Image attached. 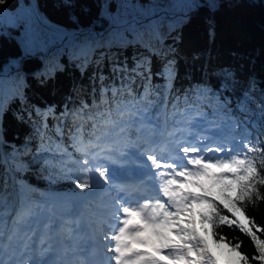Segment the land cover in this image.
<instances>
[{"label":"trees","instance_id":"1","mask_svg":"<svg viewBox=\"0 0 264 264\" xmlns=\"http://www.w3.org/2000/svg\"><path fill=\"white\" fill-rule=\"evenodd\" d=\"M155 1L33 0L42 20L82 32L64 40L59 31L38 20L29 0H7L0 6V72L11 71L0 75V89L9 99L0 128V194L7 197L9 209L14 189L22 202L42 204L52 191L80 193L73 180L51 175L65 159L56 146L72 150L75 125L62 113L84 104L85 115L115 108L117 102L123 107L132 99L124 85H130L137 100L149 89L138 107L145 109L151 127L163 133L158 137L166 139L169 132L202 117L221 136L250 134L253 144L264 146V0H166L165 11L181 10L183 15L159 16L130 28L111 27L122 19L149 17ZM154 27L162 39L153 35ZM26 29L42 34L46 42L32 46ZM82 48L90 49L87 58ZM141 61L142 75L137 76L131 69ZM169 61L174 70L170 84L160 75ZM50 67L56 69L54 79L41 85L34 74ZM114 67L128 71H113ZM102 88L108 89L107 103L101 102ZM113 88L119 90L115 97ZM17 90L23 96L11 99ZM49 106L54 113L45 120L43 112ZM137 127L128 133L133 141ZM89 130L91 122L85 123V133ZM42 144L52 151H38ZM247 215L264 226V202L249 205ZM219 233L232 241L243 239L241 251L254 254L239 232L223 228Z\"/></svg>","mask_w":264,"mask_h":264},{"label":"snow or ice","instance_id":"2","mask_svg":"<svg viewBox=\"0 0 264 264\" xmlns=\"http://www.w3.org/2000/svg\"><path fill=\"white\" fill-rule=\"evenodd\" d=\"M6 2L0 0V6ZM64 6L74 7L71 3ZM20 26H25L23 19ZM26 32L32 46L46 42L42 34L30 29ZM153 35L162 39L156 27ZM89 50L82 48L81 54L87 58ZM172 63L169 61L160 73L169 84L174 77ZM141 68L142 61L131 71L140 76ZM55 71L50 67L34 75L45 85L54 79ZM113 71L128 70L114 67ZM123 87L132 96L123 107L117 102L115 108L85 115L88 105L84 104L71 113H62L66 118L71 116L75 125V132L70 134L72 150L56 146L55 151L65 159L59 162V172L51 174L73 180L81 195L86 191L106 194L102 203L108 211L99 220V230L104 233L105 225L109 229L103 239L110 243L102 245L111 253L108 264H264V226L247 215L249 205L264 202V146L253 144L250 134L226 138L198 125L174 130L166 139H158L163 133L147 123L145 109L138 107L147 99L149 89L145 88L137 100L130 85ZM107 90H101L102 103H107ZM118 91L112 89L113 97ZM10 96L16 99L23 94L17 90ZM8 103V96L0 89V128ZM36 111L41 112L39 108ZM241 111H246L244 105ZM49 113H54L53 106L44 110L45 120ZM87 122H91V130L85 133ZM137 124L138 136L133 141L128 133ZM177 131L183 134L177 135ZM130 148L136 151L129 152ZM38 151L52 149L42 144ZM45 164L51 166V161ZM130 165L136 170L134 180L126 179ZM39 215L38 208L25 205L9 210L7 197L0 194V264H69L64 260L37 259L36 249L19 239L26 229L31 231L28 226ZM44 227L48 231L41 240V257L53 250L50 223ZM223 228L239 232L249 241L254 254L249 257L241 251L243 239L232 241L220 234Z\"/></svg>","mask_w":264,"mask_h":264},{"label":"rangeland","instance_id":"3","mask_svg":"<svg viewBox=\"0 0 264 264\" xmlns=\"http://www.w3.org/2000/svg\"><path fill=\"white\" fill-rule=\"evenodd\" d=\"M165 4H166V0H156L154 2L153 13L157 12V10H165ZM179 11L181 12L180 15H183L182 11L181 10H179ZM159 16L161 17L163 15L158 14L156 17H159ZM149 17H147L148 18L147 20H152V19L156 18V17H150V18ZM143 22H145V21H143ZM114 25H112L111 27L113 28ZM121 26L126 27V28H130L132 25L128 24V25H121ZM116 27H119V26H116ZM143 115L146 116L149 119V116H147L145 113H143ZM204 122H205L204 118L196 117V119L194 121L190 122L187 125H182L181 127H178L176 130L187 129L189 127H193V126L198 125V126L204 128L208 133H216V134L220 135V132H219V130L217 128H215L214 126H209V125H207ZM181 134H183V133L177 131V135H181ZM158 139L163 140L164 138H158ZM142 147H144V146H142ZM0 153H1V150H0ZM71 199H74V200L83 199L82 202L85 205V211L82 213V215L85 216L87 219H89V218L91 219V222H92L93 226L95 227L96 231H98V234L100 235L101 239H103L104 233L109 231V229L107 228L106 225L104 226V233H101L100 230H99L100 229L99 220L101 219L102 215L106 214L105 212L108 211V209L106 208L105 204L102 203V200H106V194L105 193L88 194L87 191H86V194H84V195H81L80 193L79 194H75V193H70V192L52 191V192H50L48 194V198H47V201H46L45 204L36 203V202H30V201L22 202L21 195L20 194H16V195L14 194V197H13L14 205H13V207L18 209L21 205H25L27 207L34 208V209L38 208L39 213H40V215L37 218H34V222L31 225L28 226V227L31 228L32 232L28 233V231L26 229V232L24 234H21L19 239L20 240H24V237L27 234H30V237H32L34 235V230H35L34 225H35L36 222L38 223L39 226L43 223L42 231L44 233L46 231H48V229L44 227V224L46 222L50 223L51 234H52L53 233L52 229L55 228L57 223H58V225L60 224L59 220L56 218V215L59 214V213H63L64 215H67V213H68L67 211H69V210L71 211V213H73L72 208H69V201ZM92 205H95L94 209L91 208ZM102 206H104V208ZM12 208H10L9 210H11ZM77 217L80 220H78V219H75V220L67 219L66 222H65V224H68L69 227L73 226V229L70 228L71 231L72 230H78V229L81 230V225L83 223V219L84 218H82L79 215ZM80 221H81V225H80ZM63 223H64V221H63ZM56 237H59L62 240L61 234H58ZM51 238H52V236H51ZM64 239L65 240H62V241H66V238H64ZM27 240H29V239H27ZM103 241L105 243H110V242H106L104 239H103Z\"/></svg>","mask_w":264,"mask_h":264},{"label":"water","instance_id":"4","mask_svg":"<svg viewBox=\"0 0 264 264\" xmlns=\"http://www.w3.org/2000/svg\"><path fill=\"white\" fill-rule=\"evenodd\" d=\"M32 4V7H33V10L35 11L36 13V7H35V4L33 2H31ZM158 14L160 15H163V16H167V17H174L175 15H180L181 12L178 11V12H167L165 10H157V12H154L152 13V15L150 17H156ZM36 17L38 18V20L46 27L50 28V29H54V30H59V31H62L63 32V38L62 40L68 38V37H73V36H76V35H79L81 34L82 32H77L73 29H70V28H61V27H58V26H54L48 22H44L40 17L39 15L36 13ZM149 17V18H150ZM148 18H145V19H138V18H131V19H123L119 22H117L114 27L116 26H121V25H135V24H138V23H141L143 21H146ZM62 40L59 44H57L56 46L60 45L62 43ZM11 74V71L9 72H0V75L3 76V77H6V76H9Z\"/></svg>","mask_w":264,"mask_h":264},{"label":"bare ground","instance_id":"5","mask_svg":"<svg viewBox=\"0 0 264 264\" xmlns=\"http://www.w3.org/2000/svg\"><path fill=\"white\" fill-rule=\"evenodd\" d=\"M78 201V203H81L82 201H83V199H79V200H77ZM72 211H73V214H77V209L75 208V209H73L72 208ZM68 214V213H67ZM66 216L67 215H64L63 213H59V214H57L56 215V218L59 220V225L57 226V224H56V226H55V231H56V233H52L51 234V236H52V241H55V242H57V243H62V240L59 238V237H56L58 234H60V229H61V227H62V225H63V221H65V219H66ZM11 219H12V217H10L9 218V222H10V224H11ZM78 222V221H77ZM82 226V225H81ZM69 228H71V229H73V226L72 227H69ZM80 230H76V232H74L75 234L77 233V232H79ZM30 232H32V231H30ZM28 233H29V231H28ZM27 237H30V234H27L26 235ZM23 239V238H22ZM27 239L24 237V240H22L25 244H27L25 241H26Z\"/></svg>","mask_w":264,"mask_h":264}]
</instances>
